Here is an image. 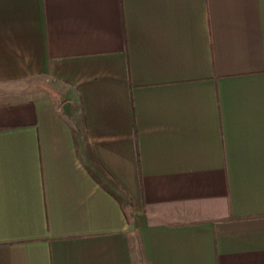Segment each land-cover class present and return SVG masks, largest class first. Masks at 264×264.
<instances>
[{
  "label": "crops",
  "instance_id": "1",
  "mask_svg": "<svg viewBox=\"0 0 264 264\" xmlns=\"http://www.w3.org/2000/svg\"><path fill=\"white\" fill-rule=\"evenodd\" d=\"M0 264H264V0H0Z\"/></svg>",
  "mask_w": 264,
  "mask_h": 264
},
{
  "label": "rangeland",
  "instance_id": "2",
  "mask_svg": "<svg viewBox=\"0 0 264 264\" xmlns=\"http://www.w3.org/2000/svg\"><path fill=\"white\" fill-rule=\"evenodd\" d=\"M34 84H35V83H34ZM34 84H33V85H34ZM35 85H38V83H36ZM75 122H77V121H75Z\"/></svg>",
  "mask_w": 264,
  "mask_h": 264
}]
</instances>
